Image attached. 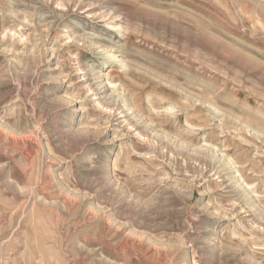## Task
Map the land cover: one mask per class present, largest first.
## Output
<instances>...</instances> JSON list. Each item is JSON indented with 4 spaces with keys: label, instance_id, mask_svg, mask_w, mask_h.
Returning a JSON list of instances; mask_svg holds the SVG:
<instances>
[{
    "label": "rangeland",
    "instance_id": "rangeland-1",
    "mask_svg": "<svg viewBox=\"0 0 264 264\" xmlns=\"http://www.w3.org/2000/svg\"><path fill=\"white\" fill-rule=\"evenodd\" d=\"M0 264H264V0H0Z\"/></svg>",
    "mask_w": 264,
    "mask_h": 264
}]
</instances>
